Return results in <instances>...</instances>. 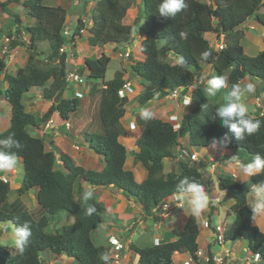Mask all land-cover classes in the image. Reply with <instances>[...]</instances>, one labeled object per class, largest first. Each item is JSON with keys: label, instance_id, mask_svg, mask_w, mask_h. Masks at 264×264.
<instances>
[{"label": "trees", "instance_id": "trees-1", "mask_svg": "<svg viewBox=\"0 0 264 264\" xmlns=\"http://www.w3.org/2000/svg\"><path fill=\"white\" fill-rule=\"evenodd\" d=\"M141 1V14L136 20L143 19L145 25V38L139 48L144 59L130 66L131 76L137 78L140 85L136 100L140 104L161 101L176 88H183L181 94L184 95L192 87V107L182 115L176 130L172 123L162 118L154 116L144 120L138 114L135 120L141 132L135 140V148L127 149L120 141V137L126 136L122 118L126 113L128 96L119 95L126 82L125 73L117 71L112 79L104 81L110 57L101 53L98 57L86 58L85 64L77 68L79 73L87 70L86 77L102 80L100 88L94 85L89 92L91 96L94 92L99 94L96 116L101 131L82 133L89 147L104 161L102 169L93 170L76 164L69 154L55 146L53 140L47 147L46 139L51 132L31 133L55 114L62 120H68L80 109L79 98L63 95L69 66L68 53H59V49L62 44L72 42L74 35L82 36L80 30L84 24L81 17H78L72 34L65 36L63 29L67 10L63 6L48 5L44 0H0V14L12 15L16 23L13 35L9 37V49L25 47L27 50L24 65L14 72L6 70V59L0 56V97L10 107L9 126L0 131V140L14 133L11 138L22 145L21 148L0 145V151L15 154L21 159L23 177L16 192L22 196L37 189L38 204L44 211L36 216L23 206L7 210L4 205L8 204L10 184L0 179V223L11 221L13 226L20 227L28 222L32 230L23 255L0 245V264H42L45 250L56 255L66 254L73 258L71 264H110L112 259L107 246L95 244L92 240V232L104 222L106 206L93 194L88 204L94 205L96 212L86 215L87 205L82 200L84 191L89 188L93 191L94 186L113 185L126 197L141 203L144 215L153 216L155 220L158 217L153 208L177 193L176 184L183 177L194 178L208 193L209 179L190 163L188 157L178 160L169 172H164L165 158H176V149L182 146L180 140L185 136H188L191 147L186 148L189 155L192 147L207 148L213 145L214 139L220 141L227 134L228 143L215 145L217 149H241L254 156H264V109L257 116L251 115L261 120L259 130L237 140L224 126V118L215 111L220 105L208 97L203 83L195 81L203 76L205 66L212 70L208 80L224 75L228 77L229 86L238 84L245 76L264 80V49L255 55H247L240 42L243 27L236 28L250 17L264 27V0H211L210 3L186 0L187 9L172 19L158 14L161 0ZM14 4H22L26 8L25 14L35 20L33 25L23 26L19 14H10ZM131 4L132 0H97L90 10L88 44L93 47L109 43L132 44L133 27L124 23ZM182 32L187 33L186 38L181 37ZM24 34L28 35L27 40L23 38ZM207 34L222 35L224 47L215 50ZM43 42L50 48L46 59L41 58L40 44ZM205 51L211 53L207 60L202 56ZM178 56L186 66L175 64ZM32 87H41L45 99L52 100L40 117L27 111L23 102ZM130 155L147 171V177L141 182H137L133 172L125 167ZM261 182H264V172L249 177L246 182H239L231 176H217L218 189L224 191L223 201H234L230 205L234 218L225 229L224 238L226 241L245 240L250 252L259 253L258 264H264V232L254 224L248 194L251 185ZM60 213L70 214L73 221L56 227L62 219L54 216ZM51 224H54L52 228ZM199 233L196 216L190 213L183 230L174 240L144 246L130 242L128 247L137 255L139 264H175V252L187 253L197 263ZM104 254L109 256V260L100 259ZM207 264H213L210 251Z\"/></svg>", "mask_w": 264, "mask_h": 264}, {"label": "rangeland", "instance_id": "rangeland-1", "mask_svg": "<svg viewBox=\"0 0 264 264\" xmlns=\"http://www.w3.org/2000/svg\"><path fill=\"white\" fill-rule=\"evenodd\" d=\"M24 1V0H21ZM75 0H44V2L48 5H53L56 3H60L58 5L63 6L66 10H67V14L69 15V18L74 20V15L76 13H81L83 12V8L85 7L90 9L93 5L94 2L93 0H89L88 3V7L84 6L83 0H77V2L73 3ZM204 2L210 3L211 0H202ZM53 2V3H52ZM71 4L73 6H71ZM15 7L12 8V10H10V14H19L20 17L22 18V25L26 26V25H33L34 23V18L28 16L25 14L26 8L22 5V4H14ZM132 6H136V2H133L131 7L128 9L127 14L124 18L125 24H129L132 25L133 27V36H134V41L131 45H114L112 43H109L107 45L101 46V47H95L98 48V50H96L94 47H83L81 49H79V55H83V56H87L88 54H90L89 56L94 58L95 56H99L101 53H104L106 55H108L110 57V62L107 65L106 68V72L104 75V80H109L112 79L115 76V73L117 71H121L124 72L126 77L131 75V68H130V64L131 62H136L139 61L138 58V47H140L141 41L145 38L144 32H145V25L142 22L141 24V20H138V23H136L135 20V15L134 12L133 14L131 13V8ZM75 10V11H74ZM141 11V8L138 7V13ZM89 13V12H87ZM86 13V15H87ZM141 14V13H140ZM73 15V16H72ZM138 15V14H137ZM15 25L16 23H14V18L12 17V15H1L0 14V28H1V32H0V56H3L6 59V69L7 71H12L14 72L15 69L19 66H22V60L24 61V57L26 56V48L25 47H18L15 50H10L9 49V41H10V36L13 35V31L15 29ZM70 25V23H68V26ZM241 27L242 31H243V37L240 39V42L243 46L244 52L247 55H255L257 54L259 51H261L262 49H264V27L259 24L257 22V20L253 17H250ZM239 27V28H241ZM84 36L87 37L90 34L84 30ZM138 34H143L144 37H140ZM28 35L24 34V39L27 40ZM206 37L208 38V40L210 41V43H214L215 38L217 37L216 35L213 34H207ZM84 44L86 43L85 40L82 41ZM120 47V48H119ZM128 47H130V56L129 57H124L122 54L125 50H128ZM40 49L42 50V55L41 58L42 59H46L49 52H50V48L48 46V43L43 42L40 44ZM12 64H14L15 66H11ZM211 69L208 67H204V72H203V78H202V83L203 85H207V81H208V76L211 74ZM84 75V73L82 74ZM85 76V75H84ZM249 77V76H248ZM127 79H131V78H127ZM251 79H253L251 77ZM133 81H131L132 83L138 84L139 80L137 78H132ZM101 79H90L88 77L84 78V83L81 84V86H79V90H81L83 92V97L80 98L81 101V106L80 109L78 110L77 113H74L71 117H72V122H74V120L78 119L80 121H82V123L88 121L90 118H93V121L90 122L91 124L89 125L90 128L95 127V125L97 124L98 118L96 116V105L95 107L90 104L88 106L83 107V105L87 102H89V91L91 89L90 83H96L97 85L101 84ZM251 81L248 80L246 84L250 83ZM49 83V82H48ZM252 83V82H251ZM239 84V83H238ZM246 84H242L240 85L241 88H244V86ZM139 85V84H138ZM262 86L263 83H262ZM34 90L31 92H28L25 94L24 98H23V102L26 106L27 111L33 113L36 117H40L48 108V106L50 105L51 101L50 99H45L44 95L42 94V88L40 87H33ZM138 89V88H137ZM74 90V88L70 87L67 89V93L68 95L72 94V91ZM85 90V91H84ZM257 90V87H256ZM206 91V89H205ZM224 91L226 90H221L220 92H218L216 94L215 97H209L212 101H216L220 106L224 103L223 99H222V95L224 93ZM66 94V93H65ZM189 94V92L187 93ZM207 94V92H206ZM254 94V93H253ZM253 94H245V97L243 98V101L245 99H247L248 97L249 100L251 101L252 99H254V95ZM208 95V94H207ZM66 96V95H65ZM189 96V95H188ZM187 96V97H188ZM189 98H191L189 96ZM233 102H234V97L232 98ZM180 99H177L176 97H167L164 98L163 100H152L148 105H141L138 107L139 111H136V109L134 110V108L136 106H138V102L136 101V106L132 107V105L127 103V110L128 111V117L129 119L134 118L140 114L142 109H148L149 111L154 113L155 117H159L162 118L165 121L171 122L173 123V121H171V119L168 118L169 114H172L171 112H175L176 114H179L182 116L183 112L187 113L186 111H189V109H191L192 107V101L190 100V103L188 105H184V103H179ZM132 104V103H131ZM263 104V103H261ZM130 105V108H128ZM84 113L86 114L87 118L85 120V118L83 117ZM175 114V115H176ZM177 116V115H176ZM180 116V117H181ZM124 117H126V113L124 115ZM122 118L124 124H127V118ZM179 117V116H178ZM179 117V119H180ZM9 118H10V107L9 104L0 97V131L3 130L1 129L2 125L4 124H8L9 125ZM71 122V123H72ZM175 122V121H174ZM50 127L45 128V123H41L42 127L39 129V131L41 133H44L45 129H52V131H57V134L62 135V136H66V138L68 140H75V138L78 137V135H75L71 129L67 130L64 126L65 122H62L60 120V118L57 115H54L52 117V122H49ZM81 124V123H80ZM58 126L57 129H55V126ZM32 132V131H31ZM91 133V132H89ZM46 142H49V139H46ZM79 144V143H78ZM187 148L191 149V147L189 146V144L187 145ZM179 149V148H178ZM192 149H194L197 154H198V161H196L194 164L195 166L199 169V170H204V168L206 169V171L208 172V174H210V167L209 164L210 162H208V158L210 156H212V160L214 162H217L221 156H220V151L221 149H217L214 145H211L207 148H200L197 149L196 147H192ZM205 149L207 150V152H205ZM85 150V146H82L81 151ZM231 151L230 153H236L238 154L237 156H240V153H244V159H246L245 162H248L249 160H251L250 158L253 156L249 153H247L244 150H236V151H232L231 149L229 150ZM233 156V155H232ZM184 159V158H182ZM205 160H207V165H205ZM75 161V160H74ZM17 167L14 168L12 170V177H10V186L11 189H14V187H18L21 183L22 177H23V168H22V162L20 160V158H17ZM176 162H173L172 164H167V168L166 170H168V168L171 166H174ZM17 171V172H16ZM10 171L6 172V174H9ZM210 181V186H209V191H208V195L209 196V205H208V212L204 211V214L209 215V226H204L201 227L200 226V230L203 231L201 232L203 236L199 237V242L200 244L206 239V241L209 243V248L212 252L215 253H219L222 256H226V249H230L235 247L236 245L239 246V253L235 254L232 259V263L234 264L236 262V258H238L239 262L242 263H247L245 260L247 259L248 261H251V257L249 256V254L247 253L246 249L244 250L243 247L245 246V240L241 239V240H237V241H227V243L224 246H220L217 242H215L214 240H212V238H214V233L213 230L211 229L212 225L213 227L216 226L215 223L217 222V224L224 226V229H227V226L230 225V223L232 222L233 218H234V213L230 208V204L232 202V200H227V201H223V195L221 193V191L218 189V185H217V177L215 174H211V177L209 178ZM13 193H15L16 196H18L16 190H11L9 196H13ZM33 195V190L25 193L24 195H22L23 197V201H29V199L32 197ZM215 196H217L218 198H215ZM249 197H251L250 202L248 203L249 206L251 207L254 199H255V195L254 192L252 191V193L249 195ZM18 200L15 201L14 203H19V197L17 198ZM23 207H25L23 205ZM15 210V209H14ZM11 211V210H9ZM32 211V210H31ZM187 211L190 212L191 208H187ZM191 213V212H190ZM35 214V213H33ZM109 215L108 213L105 214L104 216V222L103 224H106L105 222H115L113 218H111V216H107ZM65 216L69 217V221H65ZM55 219L61 218L62 220L59 222L58 226H61L64 222L67 223H71L73 221V217L70 214L67 213H60L57 216H54ZM198 218V217H197ZM134 220L136 219V217L133 218ZM199 219V218H198ZM55 221V220H54ZM71 221V222H70ZM152 222H155L154 220H152ZM7 228L9 229V233H3L0 234V245L4 246L6 249L8 250H13L15 249L12 246V241L14 239V232H13V223L11 221H6L3 222ZM254 224L257 225L262 232H264V214H260L257 215L254 219ZM107 225V224H106ZM54 226V224L50 225V228H52ZM105 225L99 226L97 230L94 231V234L92 235V240L95 244H107L106 240H108V243H110L109 241V236L107 238V236H105L106 233V228L104 229ZM136 225H133V228H135ZM209 229V230H208ZM51 230V229H48ZM113 231H115L116 233H120L121 236L123 237H127V238H131L130 241L133 242L134 244L137 245H145L147 243V240H150L151 238V228L147 230V232H143V235H140L139 232H135L134 234H130L128 231H123V230H119L118 226H114V229H112ZM134 232V230H133ZM212 235V236H211ZM212 237V238H211ZM211 239V240H210ZM105 243V244H104ZM118 245V244H117ZM121 246L122 243H121ZM117 249V246H115ZM115 249V252H116ZM49 252L48 250H45V253ZM134 253V252H133ZM117 254V252L115 253ZM205 254V251H204ZM116 257V256H115ZM119 259V254L116 257ZM174 263L175 264H183V260H184V255H176L173 257ZM120 261V260H119ZM117 262V261H114ZM47 261L42 260V264H46ZM113 263V262H112ZM226 262H224L223 264H225ZM131 264H139L138 260H137V255L134 253V257H133V261L131 262ZM237 264V263H236Z\"/></svg>", "mask_w": 264, "mask_h": 264}, {"label": "crops", "instance_id": "crops-1", "mask_svg": "<svg viewBox=\"0 0 264 264\" xmlns=\"http://www.w3.org/2000/svg\"><path fill=\"white\" fill-rule=\"evenodd\" d=\"M133 2H136V6H132V8H131L132 10H131L130 14H133V12H134V15L136 17L138 14V7L140 8L139 5H140L141 0H132V3ZM73 3H75V2H73ZM58 4H60V3L55 2V4H53V5H58ZM71 6H73V5L71 4ZM74 17H75V15H74ZM125 22H127V21H124V23ZM142 22L143 21L141 20L140 25H142ZM129 24H131V23H129ZM138 35L140 37H144L143 34H138ZM82 45L79 46L80 49L82 48ZM84 46H86V45H84ZM139 51L140 50L138 47L137 52H138L139 56L137 59L143 60L144 55L139 53ZM79 57H81V58H78L77 62H78V64L82 65L81 63L85 60V56H79ZM23 64H24V61L22 60L21 65H23ZM11 66H15V65L12 64ZM84 73L86 74L87 71H85ZM248 80H250L253 84L256 85L257 90L253 94L254 99H252L250 101L249 100V98L251 97L250 96L247 99H245L243 102L249 107V109H250L249 114L252 116H257V115L261 114L263 109H264V86H262V83L264 85V80H261L258 78L251 79V77L246 76L242 80H240L239 85L246 84ZM94 85H96V88H100L102 86V84L97 85L96 83L91 82L89 87L92 88V86H94ZM131 85L133 86V88H132L133 92L132 93L130 92L128 94V96H129V98H128L129 103L128 104H130V105H132V107H134V106H136L137 100L135 98L137 97V95L140 91V85L135 84V83H132ZM79 86H81V85H79ZM33 90H34V88H31L29 92H31ZM72 93H73V91H72ZM63 95H64V97L69 96L66 91L63 93ZM98 98H99V94L97 92H94L92 96L89 94V102L85 103L83 105V107L92 104L94 107L96 105V109H97ZM150 102H148L145 105H148ZM234 102H235V99H234ZM261 103H263V104H261ZM130 105L128 108H130ZM141 105H143V104L138 103V106H136L134 108V110L136 109V111H139L138 107ZM126 110H127V108H126ZM186 112H188V111H186ZM171 113L176 114L175 112H171ZM127 115H128V111H126V117H124V118H127L128 117ZM176 115L179 117L181 116L179 114H176ZM71 116H70L68 122H66L64 124V126L67 130L71 129V131L75 135H78V137L75 138L74 141L68 140L66 138V136L64 137L62 135L57 134V131L53 132L52 129H50V130L45 129V131L47 133L51 132V136L48 137L49 142L51 140H53L55 146L58 147L59 150L69 154L70 157L73 160H75L76 164L81 165L87 169H93V170L102 169L104 166V161H103L102 156L95 153V151L89 147V144L84 140L83 135H82L83 132H87V133H89V132H91V133L92 132H100L101 127H100L99 121H97V124L95 125L94 128H93V126H92V128H90L89 125L91 124L90 122L93 121V118H90L88 121L82 123L81 119H80V121L78 119H76V120H74V122H72L73 119ZM83 117L86 120L87 116L85 113H84ZM122 123H123V126H124L125 131H126V136L120 137V141L126 146L127 149H133V148H135V140L140 135L141 129L138 125H136L134 118H131V119L127 118V124H124L123 120H122ZM1 127H2L1 129L5 130L8 127V124H4ZM57 128H58V126L56 125L55 129H57ZM3 130H1V131H3ZM31 133L33 135H35L36 133L42 134L37 129L32 130ZM180 141L182 142V148L176 149V158L175 159L165 158V160H164V172L165 173L169 172V170L171 169V165H170L168 170H166L167 164H172L173 162H176L178 160H182V158L184 157L183 151H186V147H183V146L188 145V136H185ZM46 144H48V143L46 142ZM83 145L85 146V150L81 151ZM229 150L230 149H222L220 151L221 158L217 162H214V164H215L214 167H211L209 164V167H210L209 173L210 174H208V172L204 168L203 171H205L204 172L205 176L209 179L211 177V174L213 173L216 175V177L218 175L231 176L233 179H235L239 182H246L249 179V177L244 175L243 173H241L232 164V155H235L237 158H239L240 160L245 162L246 159H244V153H240L241 155L237 156L238 154H236L234 152L230 153L231 151H229ZM231 150L236 151L239 149H231ZM205 152H207L206 149H205ZM198 157L199 156L197 154V159L191 161V163L194 164L196 161H198V159H199ZM211 158H212V156H210L208 158L209 159L208 162H210V163L212 160ZM253 158H254V155L250 159L252 160ZM251 160H249L248 162H250ZM248 162H245V163H248ZM204 164L207 165V160H205ZM125 167L127 169H130L133 172L134 178L137 182H141L147 177L146 169H144L140 163L134 162L133 156H131V155L128 156V158L125 162ZM18 187H16V188L14 187V189L16 190ZM14 189H11V186H10V191L14 190ZM10 191H9L8 197H7V203L8 204L4 205L7 207V210H14L17 207L24 205L30 211L32 210L31 212L35 213L36 216H39V215L44 213L43 209L38 204L37 189H33V195L29 199V201L28 200L23 201V198H22L23 196H16L15 193H13V196L10 197L9 196ZM252 191H253V185H251V191L248 194V203L250 202L251 197H249V195L252 193ZM221 193L224 196V191H221ZM93 194L98 201H102L105 204L106 214L107 213L109 214L107 216H111V218H113L115 221V222H105L107 225L103 224V223L100 225V226L105 225L104 226V229L106 228L105 236H107V238H108V236L112 235L114 238H116L119 241L120 245H121V243L123 245L121 247V249L118 251L119 252V259L117 258V262H114L116 260L113 259L110 264H131V262L133 261V257H134L133 251H131L128 247L129 243L131 242L130 241L131 238L130 237L129 238L123 237V236H121L120 233H116L115 231H113L112 229H114V226H118L119 230H123V231L126 230L130 234H132V233L134 234L135 232H139L140 235H143V232H145V231L147 232V230L151 228V238H150V240H147V243L145 244V245H150L154 241L155 242H167V241L174 240L175 238H177L179 236L180 232L183 230L187 216L190 214V212L192 213V211H190V212L187 211V208H188L187 204H183V206H182V204L175 203V204L171 205V207H169L167 210L163 211L164 212L163 214L155 215L158 217V220H155L153 218V216L144 215L143 210H142V206L140 205V203L138 201H136L133 198L126 197L122 193L121 189H117V188L113 187V185L94 186L93 187ZM208 195H210V194H208ZM18 197H19V203H14L15 201L18 200L17 199ZM215 198H218V197L215 196ZM233 202L234 201L232 200L231 204ZM205 212L209 213L207 209L205 210ZM202 214L208 216V218H209V215L204 214V212ZM134 217H136L135 220L133 219ZM64 218H65V221L70 220L69 217H67V216H65ZM152 220H154L155 222H152ZM209 220H210V218H209ZM64 223H67V222H64ZM216 224H217V222L215 223V225ZM133 225H136L135 228H133ZM199 226H201V225H199ZM201 227H203V226H201ZM97 229H98V227L95 230H97ZM211 229H213V225H212ZM133 230H134V232H133ZM199 231H200L199 237L203 236V235H201L202 234L201 232H203V231H201L200 229H199ZM9 232L10 231L7 228V226L4 223H0V234L9 233ZM93 234H94V231L92 232V235ZM199 237L197 240L199 249H201L203 252L205 251V253H208L210 251L213 254H218V253L212 252L210 250L209 243L206 241V239L200 244ZM212 240H214V238H212ZM106 243L107 244H105V243L104 244H105V246H107L108 250H110V253L115 252V246L110 245V243H108V240H106ZM244 243H245V246L243 247V249L245 250L246 242H244ZM141 246H144V245L142 244ZM13 250H16V249H13ZM226 251H228L226 256L229 257V259L226 260L225 264H233L231 261H232L233 257H235L234 255L240 252L239 246L236 245L233 248H230V249L227 248ZM181 254L184 255V260L182 262L183 264H194L191 257L187 253L175 252L173 257L176 255L179 256ZM42 257L44 258V260L47 261L46 264H71V262L73 260V258L68 257L66 254H57L56 255V254L52 253L51 251H49L47 253H45V251H44L42 253ZM236 263L242 264L239 262L238 258H236V262L234 264H236Z\"/></svg>", "mask_w": 264, "mask_h": 264}, {"label": "clouds", "instance_id": "clouds-1", "mask_svg": "<svg viewBox=\"0 0 264 264\" xmlns=\"http://www.w3.org/2000/svg\"><path fill=\"white\" fill-rule=\"evenodd\" d=\"M96 1L97 0H93L94 5H95ZM74 2H77V0H75ZM141 2H140L139 6L142 9ZM83 3H84V6L88 7L89 0H83ZM92 7L90 9H88V8L85 9V7H84L83 12L75 14L74 20L69 18V15L67 14L66 23H65L66 25L63 29V35L70 36L72 34V31H73L74 27L76 26L78 17H81L82 22L84 24V28L80 30V33H82L81 37H79L78 35H74V39L72 42L67 43V44H62L60 49H59V53H63L64 51H66L68 53L67 63L69 66L66 70V76L70 70H74V68H75V72L77 73V75L80 78V81L71 80V81L67 82L66 77H65L66 87H65L64 92L65 91L67 92V89L72 87V88H74V90H73V93L69 96L77 97L79 99L83 97V92L81 90H79V85L84 83V78L86 77L87 73L85 74L83 72L85 76L82 75L83 73L82 74L79 73L77 68L81 65L78 64L77 59L81 58L79 56H83V55H79V49H80L79 46H81L83 44L82 45L83 47H87V46L93 47V46L88 44V40H87L88 36L85 37L83 34L84 30H86L88 32L87 29L91 24L90 10L92 9ZM187 7H188V4L186 3V0H161L160 4L158 5V14L160 16H164V17H168L169 19H172V18H175V16L178 13H180L181 11L187 9ZM87 12H89V13H87ZM86 13H87V15H86ZM140 13H141V11L138 14L140 15ZM136 17H135V20H136ZM142 21H143V19H142ZM68 23H70L69 26H68ZM136 23H138V20H136ZM144 35H145V32H144ZM180 35L182 38L187 37L186 32H182V33H180ZM83 40H85V42H86L85 44L82 42ZM73 44H74V46H73ZM218 44H221L222 48L224 47V40H223L222 35H220L219 37L217 36L214 40V43L213 44L211 43L212 47L215 50H221L222 48L217 47ZM84 45H86V46H84ZM128 45H131V44H128ZM96 47H99V46H96ZM95 49L98 50V48H95ZM126 52L129 53L127 56H125ZM139 53H141V52L139 51ZM89 55L90 54H88V56H85V59L88 57L92 58ZM122 55L126 58L129 57L130 56V47H128V50H125ZM210 55H211V53L208 51H205L202 54V56L205 60H207V58ZM95 57H98V56H95ZM24 60H25V57H24ZM139 61H142V60H139ZM132 63H134V62H131V64ZM81 64L84 65L85 60ZM131 64H130V66H131ZM175 64L178 66H181V67L186 66V62L179 56L175 59ZM210 71L212 74V70H210ZM127 78H131V79H127ZM132 78H134V77H132L131 75L128 77H126V75H125V79H126L125 84H128V88H125L124 87L125 84H124L123 87L119 90V95H120V91L123 92V95H120L121 97L128 96V94L130 92L131 93L133 92V89H132L133 86L131 85L132 84V82H131ZM202 78H203V76L201 78L195 79V81L197 83H202L203 82ZM101 84H102V81H101ZM176 89L179 90L178 96L176 97L177 99H180L179 103H182V104L184 103V105H188L190 103V100L192 101V99L189 98V96L191 97L190 93H191L192 87H190L188 90L189 94H184V95L181 94V90L183 88H176ZM221 90H226V91H224V93L222 95V99H223L224 103L221 106L217 107L215 111L220 117L224 118L223 119L224 126H227L229 128L230 132L236 137L237 140H243L246 135L250 136V135L256 133L261 126V120L254 119L251 115H249L250 109L243 102V98L245 97V94L255 93L256 85L250 82V83L246 84L244 86V88H241V86L239 84H232L231 86H229L228 77H226L224 75L213 76L211 79H209L207 81L206 92H207L209 97H215L216 94L218 92H220ZM171 92H170V95L167 97H173V96H171ZM77 93H80L81 96H79ZM233 97H235V102H233V99H232ZM128 98H129V96H128ZM189 110H191V109H189ZM184 113L185 112H183V114ZM139 115L144 120H150V119L154 118V113L149 111L146 108L142 109ZM181 117H180V119H181ZM168 118L171 119V121H173L172 124H173L174 129L175 130L178 129L179 128L178 121L180 120L179 117L176 116L174 113H172V114H169ZM60 120L62 122L66 123V122H68L69 119L68 120L60 119ZM49 122H52V118L49 119L45 123V128H46V126L50 127ZM135 123H136V120H135ZM136 125H138V124L136 123ZM41 127H42V125H40L39 129ZM48 129L50 130V128H48ZM44 133H46L45 130H44ZM14 135H15L14 133H11L8 138L0 140V145H3L5 148H10L13 146H15L16 148H21L22 145L18 141H15L11 138ZM228 141H229V137L226 134L220 141H217L214 139L213 145L214 146L218 145V144L219 145H225L228 143ZM49 144L50 143L48 142V144H46V146L49 147ZM181 145H182V142H181ZM183 147L187 148V146H183ZM178 148L181 149L182 146H180ZM183 154H184L183 158L188 157L190 163H191V161L197 159V152L194 151L193 149L191 150V154L196 155L195 159L190 158L191 154L190 155L187 154V149H186V151H183ZM17 163H18L17 157L15 156V154L9 155V154H6L4 151H0V176H4L6 178V181H4L3 179L0 178L2 181H4V182L10 181V177H12V175L15 173V172L13 173L12 170L17 167ZM232 164L234 165V167L236 169H238L241 173H243L244 175H246L248 177H252V176H255V175H258V174H261L262 172H264V156H261L260 154H256L254 156V158L248 163H245L244 161L240 160L235 155H233L232 156ZM210 166L211 167L215 166L213 160H211ZM8 171H10V173L6 174V172H8ZM203 172H205V171H203ZM176 189H177V193L173 194L172 196H170L164 200H170V207H171V205H173L175 203L182 204V206H183V204H187V206L191 208L192 214L194 216H196V220H197L198 225H201V224H199L197 217L201 216V214L208 208V205H209V196H208V193L206 192L204 186L202 184H200L199 182H197L194 178H190V177L185 176L178 181V183L176 184ZM253 192L255 195V199L251 205V212L253 214V219H255V217L257 215L264 214V182L253 185ZM174 195H176L177 200L172 199ZM92 198H93V191L90 188L86 189L82 195V200H83L84 204L87 205L86 210H85V214L89 215V216L92 215V213L96 212L95 206L88 204V201L91 200ZM156 207L153 208L155 215H160V214L164 213L163 211H161V212L158 211L156 209ZM167 209H165V210H167ZM207 218H208V216H207ZM208 222H209V218H208ZM208 226H210L209 223H208ZM212 230L214 233V241L217 242L216 236H215L216 234L214 231L215 226L213 227ZM224 231H225V229H224ZM224 231H223V236H224ZM13 232H14V239L12 241V246L17 250V252L19 254L23 255L25 253L28 245H29L30 237L32 236L31 227L29 226L28 222H25L23 226H20V227L14 226ZM110 236H112V235H110ZM153 243L157 244V243H161V242H155L154 241ZM226 243H227V241L224 238L223 244H219V243L218 244L222 247ZM118 244H120L119 241H118ZM110 245H112V244L110 243ZM112 246H115V245H112ZM121 247L122 246L118 247V249H116V247H115L117 254H119L118 251L121 249ZM245 249H246V251L250 257H251V254H255V253L250 252L247 248H245ZM198 251H200L201 254H198ZM115 253L116 252L110 253V250H108V254L111 257V259L112 260L115 259L117 261V258L114 257ZM208 253L204 254V252L201 249H199V247H198V250L196 251V254L198 256V262L194 263V261L192 260L193 263L194 264H207L208 263ZM226 253H228V251H226ZM109 256L104 254L100 257V259L107 261V260H109ZM218 256L222 258L221 264H223L224 262H226V260L229 259V257L222 256L219 253L218 254L212 253L213 264H215L213 258L218 257ZM251 259H252V257H251ZM248 262H250V261H248ZM259 262H260V260L256 264H258ZM240 263H242V262H240ZM242 264H248V263H242Z\"/></svg>", "mask_w": 264, "mask_h": 264}, {"label": "built area", "instance_id": "built-area-1", "mask_svg": "<svg viewBox=\"0 0 264 264\" xmlns=\"http://www.w3.org/2000/svg\"><path fill=\"white\" fill-rule=\"evenodd\" d=\"M217 47H218V48H222V45H221V44H218ZM128 54H129V53L126 52V53H125V56H127ZM71 80L80 81L79 76H78L77 73L75 72V68H74V70H70V71L68 72L67 76H66V81H67V82H69V81H71ZM124 87H125V88H128V84H125ZM178 93H179V90H178V89H175V90H173V91L171 92V96H173V97H177V96H178ZM77 94H78L79 96H81L80 93H77ZM120 95H123V92H122V91H120ZM47 125H48V124H47ZM195 156H196L195 154H191V155H190V158H191V159H195ZM0 178L3 179L4 181H6V178H5L4 176H0ZM172 199L177 200V199H176V195H174ZM169 207H170V200H163L159 205H157L156 209H157L158 211L161 212V211H164L165 209H167V208H169ZM198 218H199V219H198L199 224H201L203 227H204V226H208V218H207L206 215L201 214V216H199ZM214 231H215V234H216L215 236H216V240H217V242H218L219 244H223V241H224V236H223L224 226L217 224V225L215 226V230H214ZM109 241H110V243H111L112 245L117 246V249H118V247L121 246L120 244H118L117 239H115L113 236H110V237H109ZM117 244H118V245H117ZM198 254H201V252L198 251ZM115 256L117 257L118 254H114V257H115ZM251 257H252V259H251L250 262H248V260H246L248 264H256V263L260 260V256H259L258 253L251 254ZM213 260H214L215 264H221V262H222V258L219 257V256H218V257H214Z\"/></svg>", "mask_w": 264, "mask_h": 264}, {"label": "water", "instance_id": "water-1", "mask_svg": "<svg viewBox=\"0 0 264 264\" xmlns=\"http://www.w3.org/2000/svg\"><path fill=\"white\" fill-rule=\"evenodd\" d=\"M244 23L239 24L236 28L241 27ZM49 130V129H48ZM141 205V203H140Z\"/></svg>", "mask_w": 264, "mask_h": 264}]
</instances>
